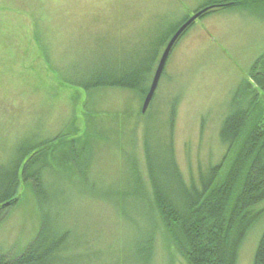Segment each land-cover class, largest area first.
Here are the masks:
<instances>
[{
    "label": "rangeland",
    "instance_id": "rangeland-1",
    "mask_svg": "<svg viewBox=\"0 0 264 264\" xmlns=\"http://www.w3.org/2000/svg\"><path fill=\"white\" fill-rule=\"evenodd\" d=\"M209 1L0 0V172L38 143L60 134L76 140L74 148L60 146L52 156L50 147L39 152L50 158L42 173L46 198L31 183L22 185L20 200L0 224V254L24 253L49 215L53 241H65L53 264H140L137 246L155 234L153 264H187L162 228H122L102 193L129 188L135 164L146 171L147 147L162 165L174 104L175 157L185 178L222 161L220 129L233 97L244 79L258 86L251 69L264 57V0L198 18L173 48L146 113L138 93L115 88L89 96L69 79L80 80L114 49L125 48L129 56ZM65 152L69 164L75 154L80 165L90 160L83 179L70 175ZM128 203L131 210L136 205ZM139 207L148 216V207ZM263 232L264 215L248 232L238 264H253ZM120 248L127 254L117 262Z\"/></svg>",
    "mask_w": 264,
    "mask_h": 264
},
{
    "label": "trees",
    "instance_id": "trees-1",
    "mask_svg": "<svg viewBox=\"0 0 264 264\" xmlns=\"http://www.w3.org/2000/svg\"><path fill=\"white\" fill-rule=\"evenodd\" d=\"M247 1L250 0H210L201 8L208 5H213V8L199 18L216 9L242 7ZM188 18L174 28L159 32L149 43L131 49L129 56L122 53L125 48H121L120 54H114V49L104 61L86 69L80 80L69 79V84L81 85L89 96L119 88L138 93L144 99L162 52L172 35ZM261 59L251 69V73H258L254 76L258 86L250 79H244L233 97L232 111L222 122L220 138L226 147L222 161L207 169H200L197 177L189 181L175 157L173 127L176 107L175 104L172 106V131L162 165L147 147L146 171L143 173L135 164L131 168L133 177L127 181L129 188H121V185L116 191L102 193V199L116 210L122 228H142L141 224L144 228H162L164 236L187 264H238L240 248L248 232L264 215V99L261 96V91H264V59ZM76 119L74 117L72 122ZM62 135L38 143L36 149H26L28 152L24 156L23 150L21 160L17 159L7 171L0 172V224L6 218L8 209L20 200L23 184L31 183L37 196L46 198L42 173L50 165L49 155L52 156V151L60 146H75V139H63ZM46 147L51 148L49 155L40 154ZM62 158L67 160L66 168L72 169L70 175L75 172L81 179L84 178L90 165L89 159L85 160V165H80L77 154L71 158L72 164L68 162L67 152ZM43 161L45 167L40 165ZM75 162L79 166H75ZM129 201L136 204L132 210ZM8 202L10 204L5 205ZM139 202L150 210L145 216L149 219L143 218L145 209L139 207ZM138 207L140 210L137 213L141 217L136 218L132 212ZM44 218L43 229L24 253L12 258L0 254V264L54 263V254L65 241H53L50 235L51 217L47 215ZM156 235L137 246L140 264H153ZM124 252L125 249H119L117 262L127 254ZM253 264H264V232Z\"/></svg>",
    "mask_w": 264,
    "mask_h": 264
},
{
    "label": "water",
    "instance_id": "water-1",
    "mask_svg": "<svg viewBox=\"0 0 264 264\" xmlns=\"http://www.w3.org/2000/svg\"><path fill=\"white\" fill-rule=\"evenodd\" d=\"M213 6L209 5L206 6L199 11L195 12L192 14L183 24L180 25V27L176 30V32L172 35L170 40L168 41L164 51L162 52L159 62L157 64V67L155 69L153 79L151 81L149 90L144 98L143 105H142V113H146L153 98L154 95L158 89L161 77L163 75V72L165 70L167 61L169 59V56L171 54V51L178 41V39L181 37V35L185 32V30L193 23L195 22L202 14L210 10ZM10 203H6L5 205H9Z\"/></svg>",
    "mask_w": 264,
    "mask_h": 264
}]
</instances>
